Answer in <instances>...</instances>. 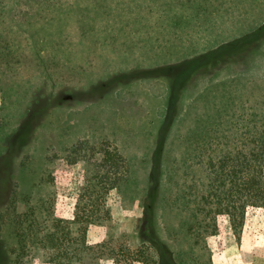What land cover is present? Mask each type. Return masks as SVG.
I'll use <instances>...</instances> for the list:
<instances>
[{
  "label": "rangeland",
  "instance_id": "rangeland-1",
  "mask_svg": "<svg viewBox=\"0 0 264 264\" xmlns=\"http://www.w3.org/2000/svg\"><path fill=\"white\" fill-rule=\"evenodd\" d=\"M189 1L180 6L178 0H0V213L16 189L20 200L29 196L30 207L44 200L57 218L70 219L87 167L84 161L69 164L67 150L80 141L105 142L130 162L131 182L110 192V220L92 228L87 242L101 246L95 257L141 244L140 202L164 116L165 83L128 82L116 74L181 62L196 50L225 47L264 24V0ZM261 43L258 49L238 42L232 52L242 63L184 92L182 114L219 100V93L228 95L231 90L219 83L228 85L233 77L238 101L229 113L264 114ZM207 87L218 95L194 100ZM176 133L165 150L161 184L162 192L172 195L184 182L192 183L193 175L205 181L200 166L182 159L187 145L177 141ZM165 171L175 178L170 186ZM17 205L19 211L26 206L22 201ZM164 209L159 223L162 217L177 228L184 213ZM7 227L0 226V243L5 264H10L16 241ZM159 235L167 241L161 229ZM208 245L212 264H264V209H248L239 243L226 222ZM116 259L94 264H132L128 255Z\"/></svg>",
  "mask_w": 264,
  "mask_h": 264
},
{
  "label": "trees",
  "instance_id": "trees-1",
  "mask_svg": "<svg viewBox=\"0 0 264 264\" xmlns=\"http://www.w3.org/2000/svg\"><path fill=\"white\" fill-rule=\"evenodd\" d=\"M178 1L180 6L190 3ZM148 6L145 10L149 15ZM263 40L264 24L225 47L196 50L181 62L176 60L171 65L164 62L150 71L142 68L116 74L128 82L163 79L167 84L164 119L155 136L147 187L140 202L145 233L141 244L132 251L109 249L106 255L93 256L102 248L90 245L87 236L92 228L110 220L107 197L111 191L131 182L132 167L116 147L105 142L80 141L68 148L65 155L69 164L84 161L87 167L85 186L70 219L57 218L44 200L30 207L29 196L20 200L16 189L9 196L0 213V226H8L16 241L9 250L10 264H94L102 258L118 263L117 256L127 255L132 264H212L208 240L219 236L226 222L239 243L248 209H264V114L210 117L200 112L180 119L178 107L182 92L195 80L211 78L222 66L240 59L232 52L238 42L260 47ZM118 86L120 83L115 85ZM174 131L177 141L187 145L182 159L188 158L200 166L205 181L193 175L192 183L184 182L172 195L168 190L163 193L161 184L165 150ZM164 178L169 186L171 179H175L167 173ZM18 201L26 204L21 211ZM164 207L184 213L177 228L162 217L159 223V210H165ZM158 226L167 241L161 239ZM3 247L0 243V264H5Z\"/></svg>",
  "mask_w": 264,
  "mask_h": 264
},
{
  "label": "crops",
  "instance_id": "crops-1",
  "mask_svg": "<svg viewBox=\"0 0 264 264\" xmlns=\"http://www.w3.org/2000/svg\"><path fill=\"white\" fill-rule=\"evenodd\" d=\"M259 48L260 47H258V49ZM205 49L206 48H203V49H200L198 51H203ZM246 55H247V57H249V56L252 55V53L251 54L246 53ZM241 63H242V60L239 59V60L235 61L234 63L226 64V65L222 66L219 69V71L215 74V76H211V78L210 77L198 78L191 85H189V87H187V89H185V91L182 92L181 104L178 107V112H180V114H181L180 118H183V117L191 118L196 113H200V112L207 113V114H209L210 117H212V116L216 117L215 115H217V114H220L222 117H225L227 115H232L229 112H232L233 110H235V108L237 109V101H238L237 93H236L237 92V83H236L237 79H235V77H233L230 80V83L228 85H226V83H223V82L219 83L220 86H225L229 90H231V91H229V93L227 92L228 95H226V92L224 94H222V95L219 93V98H220L219 100H215V99L214 100H209V101L207 100L204 103L203 107H192V108L190 107V109L186 110L185 115L182 114V112H183L182 111L183 110V106L182 105L184 103V92H186L191 87H195L196 86L195 84L199 80H204V81L205 80H207V81L216 80L219 77L220 72H221L222 69L229 68L230 66H232L234 64L236 65V64H241ZM156 80H160V81H163L165 83V97H164V114H165V99H166V95H167V84H166V82L163 79H156ZM210 89H211L210 87H207L205 89L206 92L204 91V92L200 93L199 95H197L195 97L194 100H197L198 98H204L207 95V93L210 94L212 97H215L214 96V92L218 95V91L216 89H213V90H210ZM256 99H258V97ZM257 101H259V100H257ZM207 104L211 105V106H206ZM234 115L236 116V114H234ZM163 119H164V116H163ZM163 119H162V121H163ZM161 123H160V125H161Z\"/></svg>",
  "mask_w": 264,
  "mask_h": 264
}]
</instances>
